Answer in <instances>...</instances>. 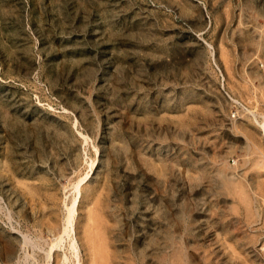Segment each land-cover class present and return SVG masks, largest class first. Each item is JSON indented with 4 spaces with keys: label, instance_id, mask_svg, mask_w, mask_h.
<instances>
[{
    "label": "rangeland",
    "instance_id": "rangeland-1",
    "mask_svg": "<svg viewBox=\"0 0 264 264\" xmlns=\"http://www.w3.org/2000/svg\"><path fill=\"white\" fill-rule=\"evenodd\" d=\"M0 264H264V0H0Z\"/></svg>",
    "mask_w": 264,
    "mask_h": 264
},
{
    "label": "bare ground",
    "instance_id": "bare-ground-1",
    "mask_svg": "<svg viewBox=\"0 0 264 264\" xmlns=\"http://www.w3.org/2000/svg\"><path fill=\"white\" fill-rule=\"evenodd\" d=\"M71 209L73 210V208L71 207Z\"/></svg>",
    "mask_w": 264,
    "mask_h": 264
}]
</instances>
